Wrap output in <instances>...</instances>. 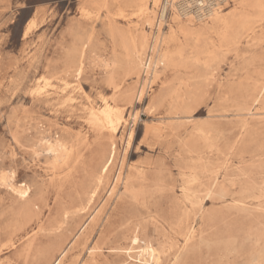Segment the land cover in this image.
<instances>
[{
  "label": "rangeland",
  "instance_id": "374dc122",
  "mask_svg": "<svg viewBox=\"0 0 264 264\" xmlns=\"http://www.w3.org/2000/svg\"><path fill=\"white\" fill-rule=\"evenodd\" d=\"M84 1L0 0V264H24L19 251L34 237L37 245L53 243L56 238L49 230L54 221L63 222L66 212L69 219L62 233L67 239L68 253L62 264H148L141 256L145 241L153 244L158 264H246L251 249L264 251V92L259 95L264 88V21L246 32L242 42L217 52L218 59L211 63L206 81H199V73L206 66L207 49L218 48L219 38L215 34L204 36L205 40L196 46L200 62L192 69H160L156 77L150 76L148 85L145 74L140 79L130 77L124 88L134 86L136 91L143 90V96L128 105L121 98L124 89L113 90L107 82L104 65L112 57L113 45L107 33L106 12L97 14L93 9L92 19L88 20L80 10ZM106 1L109 15L115 16L118 26L125 30L136 26L133 17L119 16L122 10L130 15L125 0ZM247 1L226 0L219 8L230 16ZM155 11L157 17L158 8ZM147 30L150 37L154 27ZM84 42H88L85 48ZM185 43L181 38V46ZM188 44L191 52L195 41ZM75 48L84 51L83 71L78 78L66 74L68 54ZM123 53L118 50L119 55ZM182 80L192 85L184 91L193 98L170 110L165 96L171 86L176 87ZM105 102L118 107L126 120L115 136L110 129L91 123V110L103 109ZM204 124L224 129L228 144L242 140L245 147L241 150L238 146L226 163L231 167L227 184L236 183L235 189L230 188V197L220 202L207 198L201 209L189 208L191 218L197 220L193 224L195 231L190 233L171 225L181 210L183 181L198 173L205 182L195 156L184 145L193 128ZM157 128L162 130L154 132ZM48 143L63 144L70 150L64 163L55 164L47 151ZM112 144L116 149L114 165L98 186L95 198L89 200L79 193L96 186L103 155ZM140 171L148 185L140 186ZM117 172H121L122 180L111 194ZM5 177L12 180V186L3 181ZM241 183L260 188L263 197L242 202ZM21 185L31 187L32 199H42L43 222L18 233L19 250L15 252L9 241L24 206L16 192ZM202 189L200 184L195 187L196 191ZM128 190L135 193L142 190L137 198L143 201H133ZM200 195L203 193L198 192ZM206 225L208 229L210 226L209 231L204 228ZM135 231L140 235L138 243L127 239ZM232 239H236L237 251L230 253L226 244ZM255 240H261L258 247Z\"/></svg>",
  "mask_w": 264,
  "mask_h": 264
},
{
  "label": "bare ground",
  "instance_id": "6f19581e",
  "mask_svg": "<svg viewBox=\"0 0 264 264\" xmlns=\"http://www.w3.org/2000/svg\"><path fill=\"white\" fill-rule=\"evenodd\" d=\"M176 1L177 0H172V4L170 6L169 13H168L166 19L164 21H162V20H159L158 15H157V17L155 15L156 14L155 9L160 8L162 0H125L124 6H125V8L131 9L130 15H126L125 11L122 10L119 13V16L122 17L123 19L133 17L134 19L137 20V21H134L136 26L133 28L129 27L127 30L118 26L116 19H115V16L109 15V5H108V2L106 0H85L82 4V7L80 9L82 16H84L88 20L92 19V16L94 13L91 10H93V9L97 10L96 11L97 14H99L101 11L106 12V18L108 19L107 33L110 36V38L112 40V45H113L112 57L110 60L106 61L105 65H104L105 73L107 75V82L113 88V90H120L121 91L122 89H124V91L123 90L121 91V98L128 105H131L136 97H138L139 100H141L142 96H143V90H141L140 92L136 91L134 86L131 88H128V89L124 88V87H126V83L130 77L135 76L136 78L140 79L142 74H145V76H147V78H148L147 83H146L148 85L150 83L149 82L150 76L156 77L158 75L160 69L165 70V71H172V70H175L178 68L189 69L191 67H195L200 62L199 55L197 54L196 46H198V43L201 40L202 41L205 40V39L203 40L204 36H207V35L209 36L210 34H215L219 38L218 48L213 49V48L209 47L207 49V52H206L207 62L205 63L206 66L199 73V81L200 82L206 81V80H208V77H209V68L211 66V63L213 61H216V59H218L217 58V52L220 51L221 48H225V46L235 45V44H238L239 42H242V40H243L242 38L244 37V34L246 32L252 31L254 29V26L257 23L264 21V11L262 9L263 8L262 0H248L247 3L239 6L237 8V11L234 12L230 16L224 15L222 12V9H220L221 7L217 8L214 11V13L207 20H200V21L196 20L193 17L182 18L176 11L175 4H174ZM224 1H226V0H224ZM102 14H103V12H102ZM196 23H198V24H196ZM259 24H257V25H259ZM262 24H264V23H262ZM153 27H154V32L152 31L153 33L149 37V33H148L147 29H150ZM164 29H166V31ZM27 30H29V28L26 29V32H27ZM261 30H263V29H261ZM70 31L72 33H74V29L72 27H71ZM25 35H26V33H25ZM181 38H184V40L186 42L185 45L183 44V46H181V44H180ZM208 38L209 37H207V40H208ZM83 40L84 39L81 38V41H83ZM191 40L195 41V46H193L191 48V52H188L189 47H190L188 43ZM193 44H194V42H193ZM86 45L88 46V42L83 43L84 48L86 47ZM119 49L124 52L123 55L118 54ZM220 53H222V52L220 51ZM83 66H84V51H79L76 48L72 49L68 54V64H67L66 74H68V73L75 74V77L78 78L82 74ZM121 68H124L122 73L120 72ZM209 83H211V82H209ZM189 86H190V83L186 82L185 80H182L179 82V85H177L176 87L171 86L169 88V91H168L167 95L165 96L164 100L168 101L170 110H174L177 108L178 105L186 104L192 100L193 96H190V95L188 96L185 93L186 91H184V89H187V87H189ZM206 87H207V85H206ZM148 88H149V86H148ZM255 91H257V90H255ZM263 92H264V88L261 89L259 95L261 96V94ZM205 94H207V92ZM253 96H254V92H253ZM250 97H252V96H250ZM255 99H256V102H258L259 97L255 98ZM217 101H218V99H217ZM253 101H255V100H253ZM90 116L92 117L91 123L93 125L98 126L100 128L110 129V131H112L114 136L118 133V130L123 125V123H126V120L123 117V113L119 111L118 107L112 106L111 102L110 103L105 102L103 109H100V110L92 109ZM172 120H173V118H172ZM244 128L245 127L242 126L241 130H243ZM123 129H124V127H123ZM160 130H162V129L157 128V129H155L154 132H157ZM132 133H134V132H132ZM131 138H132V134L130 135V139ZM184 139H186V138H184ZM184 145L186 148H188V151L195 156V160H196L197 164L199 165L200 173L202 174L203 179H205V182L201 179V177L199 176L198 173L193 174L191 170H190V172L192 174L189 175L190 177L188 176L189 179H187V180L183 179L184 181L182 180L183 183L181 184V189H180V190H182V198L180 199V202L176 201L177 203L178 202L180 203L179 205H181L180 206L181 210H180V213L177 214L178 218H177V221H175L176 223L173 222L174 224H172L171 226H173V225L175 226V224H176L177 225L176 227H179V229L183 227L184 229H188V231H191L190 233H192L193 231H195V230H193V227H194L193 224L196 223L195 222L196 218H191L190 211H188L189 208L193 209L195 207H198L199 209H201L204 201L207 198L217 199V201H219V200H225L226 198L230 197V193H232L231 192L232 190L230 188L234 187V189H235L234 184H236V183L232 184V182H231V184H227L228 178L230 176V174L228 173V169H230L231 167H227L226 163L229 162V158H230V156H232L233 151L238 146H239L238 149L243 150L245 147V144H244V141H242V140L241 141L236 140L234 143L228 144L226 142V139H225V130L224 129L215 127L213 125L204 124L201 126H195L193 128V130L187 135V140L184 142ZM47 151H48L49 155L55 159V164L64 163L65 160H67L68 156H70L69 155L70 150L65 145L59 144V143H48L47 144ZM115 157H116V149L114 147V144H112V148L109 150V152L105 153V155H103V163L99 169V176L96 178L95 183H94L96 186L94 188H90V189H86V190L83 189L84 191L82 193H79L80 195L84 194L86 197H88L89 200H93L95 198L98 186H100V184L103 183L104 179L106 178V176L110 172L111 167L114 165ZM189 161H186V162H189ZM192 163L194 164L195 161ZM185 164L187 165V163H185ZM186 165H185V167H186ZM143 167H144V164H143ZM183 169H184V167H183ZM183 169H182V171H183ZM191 169H192V166H191ZM193 171H194V169H193ZM136 174H139V171ZM184 175H186V174H184ZM220 178H222L221 181H220ZM135 179H137V178H135ZM121 180H122V175H121V172H119L117 175V178L115 180V184H114V182L112 184L114 186H112V189L110 191L111 194L114 192L116 185ZM179 180H180V178H179ZM201 180H202V183H201ZM3 181L5 183H7V185L12 186V180H9V178L5 177L3 179ZM139 181H140V186H141V184L148 185V183H146V181H147L146 176L142 172H141V175L139 177ZM125 182H127V181H125ZM134 182H135V180H134ZM199 184L202 185L203 189L196 191L195 187ZM241 185H242V183H241ZM162 187H165V186L162 185ZM199 187L200 186H198V188ZM171 189H173V188H171ZM165 190H163V191L165 192ZM241 190H242V199H243V201L241 200L242 202H244V200L249 199V198L259 199V198L263 197L261 189L256 188V186L242 185ZM144 191H145L144 189H143V192L141 190L142 193H144ZM166 191H168V190H166ZM16 192L18 194L19 199L24 203V206L21 210V218H20L18 224L16 225L13 232L10 234V241L9 242H10V248L13 249L15 252H18L19 249H18L17 240H16L18 233L26 232L28 229L32 228L33 225H39L40 223H42L43 222V213H42V208L40 207V203H41L42 199H36V200L32 199L31 187H29L27 185H21V186L16 188ZM129 192H131L128 194H131L130 196H131L132 200L134 199L135 201H137L140 198V197L137 198L139 196V194H141L140 191H139L140 193L138 192V190H137L138 193H135L132 191H129ZM198 192L203 193V196H201V195L198 196ZM170 193H172V192H170ZM170 193L168 192L167 194H170ZM121 194H122V192H121ZM240 194L238 193L237 195H240ZM152 195H154V194H152ZM118 197H119V194H118ZM120 197H121V195H120ZM156 198H158V201H159V197H156ZM139 200H141V199H139ZM122 201L124 202V200H122ZM141 201H143V200H141ZM158 201H157L156 205H158ZM155 202H154V205H155ZM146 203H147V201H146ZM247 205L248 204H246V206ZM149 206L150 205H148V207ZM152 206H153V204L151 205V207ZM134 207H135V204H134ZM173 207H175V206H173ZM146 208H147V206H146ZM241 208H243V207H241ZM244 208H246V207H244ZM127 210H129V208ZM125 211H126V209H125ZM134 212L135 211H132V213H134ZM212 214H214V213H212ZM212 214H209V215H212ZM198 215L200 216V213H198ZM93 216H94V214H93ZM129 216H131V215H129ZM140 216H142V215H140ZM206 216H208V215H206ZM206 216H204V217L206 218ZM123 217H125V216H123ZM126 217H125V219H126ZM201 217L202 216H200V218ZM205 218H203V219H205ZM68 219H69V214H68V212H66L63 216V222L60 223L58 221H54L52 223V226H51V229L49 230V232L52 234V236H54L56 238L55 241L53 240L54 241L53 243L46 244V245H42V244L37 245L36 244V238L34 237L30 240V242L24 248H22L19 251L20 252L19 257L23 260L24 264H62L64 262V259L68 253V250H67V244H66L67 239L64 236L65 235L64 232L62 233V229H63V225L68 221ZM127 219H129V217ZM173 219H175V218H173ZM203 219H202V222H203ZM122 220L124 221V218ZM130 220H133V219H130ZM155 220H156V218H155ZM204 221H206V220H204ZM140 222H141V219H140ZM210 222L211 221H209L207 223H210ZM171 223H172V221H171ZM131 224H132V222H131ZM149 224H151V223L149 222ZM125 225H127V224H125ZM125 225L123 227H125ZM208 225H210V224H208ZM145 226H147V224ZM138 227H140V226H138ZM203 227H201V228H203ZM161 228H159V229H161ZM204 228H207V230L209 231L210 226H209V229H208L207 225ZM212 228H214V227H212ZM142 229H143V225H142ZM184 229H183V231H185ZM83 231H84V229H83ZM165 231H166V229H165ZM177 233H178V231H177ZM181 233H183V232H181ZM184 233H183V235H184ZM207 233H209V232H207ZM223 233L225 234V232H223ZM130 234H131V232H130ZM213 234H214V231H213ZM213 234H212V236H213ZM226 234L228 237H231V235L229 236L228 233H226ZM98 235H99V233H98ZM185 235H187V234H185ZM190 235H189V237H190ZM153 236H154V234H153ZM223 236H226V235H222V237ZM222 237H221V240H223ZM232 237H234V236L232 235ZM43 238H44V236H43ZM55 238H53V239H55ZM49 239H51V238H49ZM49 239H47V240H49ZM127 239H129L133 243H138L140 241V235H139V233H137L135 231ZM216 239H218V237ZM226 239H227V237L225 238V241H226ZM207 240L209 241V237ZM210 240H212V237ZM119 241H117V242H119ZM260 243H261V240H255V243H254L255 247L256 246L258 247L260 245ZM159 244L160 243H158V245ZM152 245L149 242L145 241L143 250L141 252V256L145 258L144 261L148 264H158L159 257L157 255L156 250L154 249V247ZM155 245H157V244H155ZM226 245H228V247H230V253L237 251L236 239H232V240L228 241ZM242 246H244V242H242ZM4 247H6V246H4ZM109 247H111V246H109ZM127 248L129 250V246ZM247 249H248V246H247ZM113 250H114V248H113ZM248 250H250V248ZM201 253L205 254L202 251H201ZM131 260H132V258H131ZM230 264H233V263H230ZM246 264H264V251L251 249V252H250V255L248 257V261L246 262Z\"/></svg>",
  "mask_w": 264,
  "mask_h": 264
},
{
  "label": "built area",
  "instance_id": "2783aa9c",
  "mask_svg": "<svg viewBox=\"0 0 264 264\" xmlns=\"http://www.w3.org/2000/svg\"><path fill=\"white\" fill-rule=\"evenodd\" d=\"M224 0H177L175 8L182 18L193 17L196 20H207L219 8ZM172 0H162L158 9L159 20L164 21L169 13Z\"/></svg>",
  "mask_w": 264,
  "mask_h": 264
}]
</instances>
